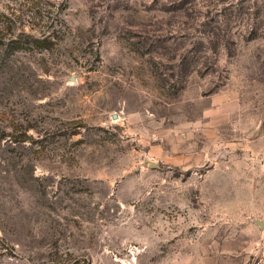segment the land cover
<instances>
[{"label":"rangeland","instance_id":"rangeland-1","mask_svg":"<svg viewBox=\"0 0 264 264\" xmlns=\"http://www.w3.org/2000/svg\"><path fill=\"white\" fill-rule=\"evenodd\" d=\"M256 259L264 0H0V264Z\"/></svg>","mask_w":264,"mask_h":264},{"label":"built area","instance_id":"built-area-1","mask_svg":"<svg viewBox=\"0 0 264 264\" xmlns=\"http://www.w3.org/2000/svg\"><path fill=\"white\" fill-rule=\"evenodd\" d=\"M263 259H256L252 264H263Z\"/></svg>","mask_w":264,"mask_h":264},{"label":"water","instance_id":"water-1","mask_svg":"<svg viewBox=\"0 0 264 264\" xmlns=\"http://www.w3.org/2000/svg\"><path fill=\"white\" fill-rule=\"evenodd\" d=\"M74 80H75V78H74ZM114 117L116 118V115ZM152 163H154V162H152ZM260 223H262V222L260 221Z\"/></svg>","mask_w":264,"mask_h":264}]
</instances>
